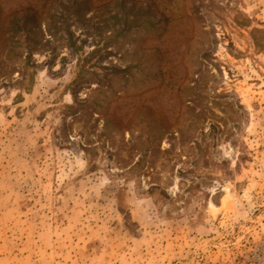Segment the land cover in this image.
Segmentation results:
<instances>
[{
    "label": "rangeland",
    "instance_id": "374dc122",
    "mask_svg": "<svg viewBox=\"0 0 264 264\" xmlns=\"http://www.w3.org/2000/svg\"><path fill=\"white\" fill-rule=\"evenodd\" d=\"M0 264H264V0H0Z\"/></svg>",
    "mask_w": 264,
    "mask_h": 264
}]
</instances>
